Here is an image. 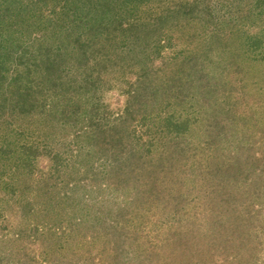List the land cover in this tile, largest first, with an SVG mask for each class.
<instances>
[{"label": "rangeland", "instance_id": "obj_1", "mask_svg": "<svg viewBox=\"0 0 264 264\" xmlns=\"http://www.w3.org/2000/svg\"><path fill=\"white\" fill-rule=\"evenodd\" d=\"M0 264H264V0H0Z\"/></svg>", "mask_w": 264, "mask_h": 264}]
</instances>
